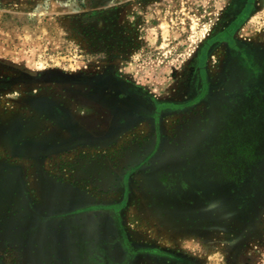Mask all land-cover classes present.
I'll return each instance as SVG.
<instances>
[{"label": "rangeland", "instance_id": "374dc122", "mask_svg": "<svg viewBox=\"0 0 264 264\" xmlns=\"http://www.w3.org/2000/svg\"><path fill=\"white\" fill-rule=\"evenodd\" d=\"M245 4L0 0V264H264Z\"/></svg>", "mask_w": 264, "mask_h": 264}, {"label": "flooded vegetation", "instance_id": "af4514ba", "mask_svg": "<svg viewBox=\"0 0 264 264\" xmlns=\"http://www.w3.org/2000/svg\"><path fill=\"white\" fill-rule=\"evenodd\" d=\"M251 2L252 0H246V4L244 5V9L241 10V12H239V14H237L236 18H234V20L223 30L218 32V37L222 39L223 41H228L231 42L232 40V35L234 34V32L236 31L237 27L239 26V24L241 23L242 20H245L247 18V16H250V11H251ZM234 46V45H231ZM251 59V56H250Z\"/></svg>", "mask_w": 264, "mask_h": 264}]
</instances>
